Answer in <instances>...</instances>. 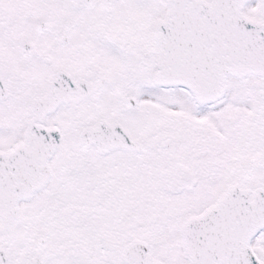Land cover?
<instances>
[{
  "label": "snow or ice",
  "instance_id": "1",
  "mask_svg": "<svg viewBox=\"0 0 264 264\" xmlns=\"http://www.w3.org/2000/svg\"><path fill=\"white\" fill-rule=\"evenodd\" d=\"M0 264H264V0H0Z\"/></svg>",
  "mask_w": 264,
  "mask_h": 264
}]
</instances>
